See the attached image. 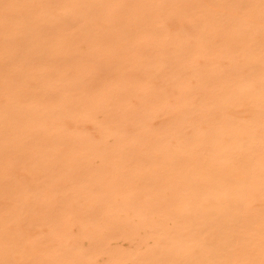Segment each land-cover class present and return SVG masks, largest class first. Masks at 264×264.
Returning a JSON list of instances; mask_svg holds the SVG:
<instances>
[{"label": "bare ground", "instance_id": "6f19581e", "mask_svg": "<svg viewBox=\"0 0 264 264\" xmlns=\"http://www.w3.org/2000/svg\"><path fill=\"white\" fill-rule=\"evenodd\" d=\"M0 264H264V0H0Z\"/></svg>", "mask_w": 264, "mask_h": 264}]
</instances>
